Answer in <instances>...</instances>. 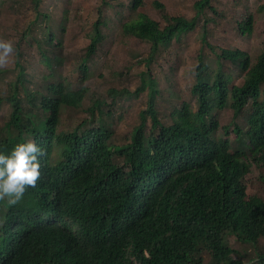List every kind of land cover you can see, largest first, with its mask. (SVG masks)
<instances>
[{
  "label": "trees",
  "instance_id": "obj_1",
  "mask_svg": "<svg viewBox=\"0 0 264 264\" xmlns=\"http://www.w3.org/2000/svg\"><path fill=\"white\" fill-rule=\"evenodd\" d=\"M40 3L34 0L33 9L38 10ZM142 4L143 0H132L131 8L136 10ZM155 4L162 11L161 20L138 13L122 27L124 34L150 45L143 62L150 65L161 46L179 40L200 24L201 42L215 52L216 47L208 41L209 23L225 16L212 0H196L190 18L168 14L161 2ZM259 10H264V4ZM245 15L237 23L244 37L252 34L255 24L252 12ZM99 23L91 34L85 59L97 53L96 45L104 38ZM49 39L52 41L53 32ZM17 45L13 50L22 59L23 52ZM216 55L210 63L201 57L196 66L190 89L198 109L193 111L189 102H183L181 109L171 112L170 125L157 119V80L151 68L142 72L137 89L108 90L112 108L118 99L139 96L146 89L150 93L141 124L123 145L113 143L114 133L106 122L81 136H56L62 108L79 107L85 89H72L63 83L48 85V94L41 93L40 100L38 94L30 97L34 112L33 108L26 110L18 96L12 97L11 119L1 130L0 151L8 153L26 135H36L43 153L39 158L40 178H48L50 186L36 184L23 202L9 210L7 223L0 229V264H244L233 257L235 251L227 246L226 237L236 235L249 243L264 237V188L261 194L249 195L245 183L254 164L264 166V44L254 56L240 48H222ZM59 59L63 61L64 57ZM225 61L236 63L244 72L239 85H232L234 76L225 71ZM80 68L86 78L85 60ZM23 84L24 79H20L19 85ZM105 104V100H95L89 109L91 121L102 115L98 112ZM226 107L235 116H245L244 122H232L235 138L242 144L233 152L230 141L220 135L217 111ZM38 116L47 121L38 123ZM148 119L153 121L150 132ZM228 132L229 126H225L224 133ZM71 145L86 157L76 166L68 160L54 165L55 152L60 157L73 155ZM84 168L92 174L89 191L94 197L89 205L100 208L95 212V223L86 228L78 242L76 236L44 229L43 223L53 196L60 203L76 201L85 206L91 197L88 191L84 197L86 191L80 185L66 187L59 172ZM83 178L78 176L77 182ZM35 191L45 195V200L38 210H31ZM258 256L264 264V253Z\"/></svg>",
  "mask_w": 264,
  "mask_h": 264
},
{
  "label": "rangeland",
  "instance_id": "obj_2",
  "mask_svg": "<svg viewBox=\"0 0 264 264\" xmlns=\"http://www.w3.org/2000/svg\"><path fill=\"white\" fill-rule=\"evenodd\" d=\"M156 1L164 5L168 14H183L187 18L194 15L192 5L196 0H143L142 6L136 10L131 8L132 0H41L38 10L33 9L34 0H0V39L11 41L14 47L19 43L24 55L19 59L12 50L7 62L0 65V69L4 70V76H0V136L11 119L12 97L18 96L23 100V107L26 110L33 108L34 112L30 99L32 94H38L40 100L42 94H48V85L63 83L73 89L86 88L88 92L79 108H62L58 131L70 132L80 125L86 130L97 129L106 122V127L114 133L113 143L123 145L130 139L134 127L140 124V113L147 108L149 94L145 91L131 101L118 99L112 108L113 101L107 96L111 87L135 90L141 83L142 72L151 68L157 80V113L161 121L168 120L170 111L178 106L170 87L173 86L181 99L189 100L201 57L209 59L210 63L222 48H240L254 56L264 44V10H259L264 0H212L225 16L222 19L218 16V22L209 23L208 41L216 47V53L201 42L198 36L200 24L179 40L173 39L170 44L161 46L152 63L147 65L142 59L149 55L150 45L124 34L122 27L138 13L161 20L162 11L156 7ZM246 12H252L255 24L252 34L244 37L237 23L246 16ZM210 14L211 11H208ZM61 22L65 30H62ZM98 22L104 38L96 45L97 53L85 59L91 34ZM51 32L52 41L49 39ZM24 36L27 37L22 41ZM58 56L64 57V60L60 61ZM84 60L88 68L87 79H83L80 68ZM224 64L225 71L233 74L234 82L241 83L242 72L237 64L230 61ZM20 79H24L23 85H19ZM95 100H105L106 104L98 112L103 116L97 114L91 121L89 109ZM193 106L196 108V105ZM44 116H38L40 122L47 119ZM218 117L221 127L234 120L230 110ZM238 119L244 122L245 116L240 115ZM230 138L233 151L242 148L233 134ZM245 183L249 195L261 194L264 166L261 164L258 168L254 164ZM226 244L235 251L233 257L243 260L244 264H261L258 255L264 253V237L257 243H249L230 234L226 237Z\"/></svg>",
  "mask_w": 264,
  "mask_h": 264
},
{
  "label": "clouds",
  "instance_id": "obj_3",
  "mask_svg": "<svg viewBox=\"0 0 264 264\" xmlns=\"http://www.w3.org/2000/svg\"><path fill=\"white\" fill-rule=\"evenodd\" d=\"M12 50H13V44L11 41L0 39V65H3L4 63L7 62V58L9 54L12 52ZM239 69L241 70L243 74L244 72L242 71V69L241 68ZM3 71L4 70L0 69V76L2 75L4 76ZM239 74H240V71H239ZM82 77L83 79H87L88 76L84 78V75H82ZM233 84L239 85L240 83L234 82V77H233L232 85ZM66 86H70V85H66ZM81 89H85L86 94H87L88 89L86 88H81ZM81 89H76V90H81ZM170 89L172 90L170 91V93H173V95L176 97L177 104H178V106L174 107L173 110L181 109L183 106L182 105L183 102H189L193 107L192 108L193 111L198 109L197 106L196 108H194L193 106V105H196V103L194 101L195 99L192 94L189 100H183L181 99V96L179 94L174 92L173 86H171ZM145 91H148V89H146ZM143 92H141L139 96ZM190 92H191V89H190ZM148 94H149V100H150V93L148 92ZM139 96H129L126 99H128V101H131L135 97H139ZM10 100H12V98ZM148 107H149V101L147 104V108ZM147 108L145 110H147ZM229 110L233 112L234 121L236 123H239L240 121L238 118L240 117V115L235 116L234 111L230 109L229 107H226L222 110H218L217 111L218 116L222 112L227 113ZM156 111H158L157 106H156ZM172 111H170L169 119L164 120V121L160 120L158 113H157V119L159 120V122L163 125H170ZM142 112L143 111H141V113ZM141 113H140V124H141V119H142ZM38 123H41V122H38ZM152 124H153L152 119H148L147 120V132L151 131ZM139 125L135 126L134 129L138 127ZM183 125H185V123ZM80 126L82 127V125ZM80 126H77L73 131H70V132H59L57 128L56 136H60L61 133L66 134V135L77 134L78 136H81L82 132L86 131V129H83L82 127L81 128L82 131L78 130ZM225 126H229L228 134L224 133ZM134 129L132 131L130 139L133 135ZM232 134L235 136V131H234V127L232 123L228 125H223L222 127L220 124V135H223L225 141L228 142L229 140L231 146H232V140L230 136ZM71 146L73 148V151H72L73 155L70 157H63V156L60 157V155L57 154V152H55L54 159H53L54 165L59 166L68 160V163L70 165L76 166L81 162L83 157H86L85 153H83L79 148H77L76 145L75 146L71 145ZM231 151L233 152V150ZM42 154H43L42 149L39 145V142L37 141V136L33 134L26 135V139L22 142L16 143L8 153H4L0 151V229L6 225L7 214L9 210L11 209V207H13L14 205L18 203L23 202L26 194L30 192L31 190H33L36 184L37 186L41 185L45 188H48L50 186V184L48 183V178H42V177L40 178V159L39 158L40 156H42ZM59 172H61V175H62L61 180L66 184V187L71 186V185H80L86 191V192L84 191L85 192L84 197L87 191L89 195H91V197L86 200V204L85 206H83L76 201H72L73 203H63V202L60 203L57 200V197L53 196L51 199V202H52L51 209H50L48 217L45 219L43 223V228L47 229L48 231L55 230V231H58L59 233H65L67 235L76 236L75 241H78L85 235L86 228H88L90 224L95 223L96 221L95 212L97 211V209L100 208L98 206L89 205V203L93 200L92 197H94V194H93L94 192L89 191V189H91L89 188V184L92 179V174H91L90 169H87V168H84L83 170L82 169H61L59 170ZM74 173H80V174L77 176H73ZM81 175H84V178L82 179L81 182H77V177ZM89 177H90V180H89ZM88 180H89V183H88ZM87 185H88V189H87ZM44 200H45V195L39 194L35 191L32 197L33 209L31 210H38L39 207L43 204Z\"/></svg>",
  "mask_w": 264,
  "mask_h": 264
}]
</instances>
